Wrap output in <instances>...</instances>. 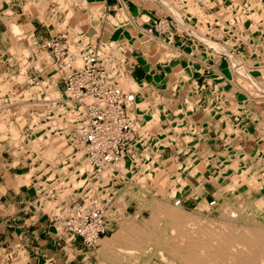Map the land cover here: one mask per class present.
<instances>
[{
  "label": "crops",
  "instance_id": "0c3cea01",
  "mask_svg": "<svg viewBox=\"0 0 264 264\" xmlns=\"http://www.w3.org/2000/svg\"><path fill=\"white\" fill-rule=\"evenodd\" d=\"M140 1L0 0V120L2 129L7 131L0 133V264H82L88 261L81 239L63 232V221L57 220L65 200L56 204L58 196L51 193L52 187L42 184L35 167L37 154L46 161L55 152L54 147L62 148L57 143L63 138L51 136L59 123L48 127L45 121L34 118L37 114L39 119L43 114L42 108L34 104L49 102L66 111L72 109L68 101L61 99L65 93L64 71L57 69L47 46L51 37H63L76 49L82 42L89 49H99V44L91 46L90 43L113 40L109 41L115 50L112 56L124 67L126 78L136 91L133 93L136 100L132 103L134 118L141 119L140 126L147 123L144 132L137 130L131 152L137 156L152 154L141 159L130 152L126 158L147 160L149 169L159 166L160 175L165 176L169 184L166 190H171V185L175 184L183 203L192 200L197 181L203 183L204 196H212L233 172L243 167L254 169V158L258 160V172L264 176V99L246 101L244 98H251L249 95L237 94L241 90L255 98L264 96V88L251 93L239 85V75L264 84V72L259 71L264 68V32L245 28L247 32L242 35L252 38L254 45H235L243 56L245 53L248 58L250 48L253 55H261V60L248 63V58L241 64L240 57L234 59L226 52L234 59L229 68L236 72L233 80L237 88H223L228 74L215 53L219 52L215 44L199 34L200 22L192 28L186 24L180 8L168 5L170 9L163 3L162 8L156 3L159 12L171 14L182 26L180 30L168 31L173 35L172 41L167 39L162 47L167 46L168 52L172 51L170 48L184 49L190 55L187 62L181 58L166 60L160 44L150 41L163 34L147 32L158 17L152 12L153 8L139 4ZM192 1L193 7H206V3L217 0ZM113 8L116 11L110 13ZM203 12L208 15L207 9ZM210 12L209 15L215 16L217 10ZM210 29L215 30V24ZM144 32L150 40H146ZM214 37L208 38L213 40ZM258 45L261 49L254 53L253 47ZM181 51L178 52L181 54ZM241 68L244 69L240 71ZM30 82L35 85L41 82L42 87L32 89ZM21 92L26 100L12 102L11 97ZM154 93L166 98L161 106L157 101L154 104ZM144 102L149 105L145 107ZM181 110L189 115L176 116ZM178 121H184L183 126L190 130L189 139L179 140L182 145L177 148L179 156L178 152H173L175 144L179 143H174L173 135L167 133L180 129ZM160 130L170 137L163 138ZM142 133L146 135L144 139H140ZM36 145L42 146L36 149L39 153L34 149ZM157 152L161 153L163 163L156 166L153 158L157 157ZM59 158L71 159L64 151ZM60 159L54 161L55 167L62 164ZM71 195L79 196L70 192L69 202Z\"/></svg>",
  "mask_w": 264,
  "mask_h": 264
},
{
  "label": "rangeland",
  "instance_id": "374dc122",
  "mask_svg": "<svg viewBox=\"0 0 264 264\" xmlns=\"http://www.w3.org/2000/svg\"><path fill=\"white\" fill-rule=\"evenodd\" d=\"M114 1L115 0H113V2ZM194 1H195L194 3H201L204 0H194ZM192 2H193L192 0H171V1L170 0H156V1H154V0H141L139 2V4L143 3L142 4L143 6H144V4L145 5L147 4V7L149 9L153 8L152 12L155 14V17L167 16L168 19L171 21L169 23V26L171 29L172 28H178L180 30L182 26H180V24H178V22L175 20V18L171 14L159 12V10H157L158 6L156 5V3L159 6H162V8H164L163 4L164 5H174V7L177 9L180 8V11L182 12L183 16H185V18H186V21H187L186 24H188L191 27H195L196 22H200L201 27L199 28V30H200L199 34L203 38L207 37L205 39L211 41V43H213V45L215 44L216 49H218V51H219V52H217V50H216L215 53L219 56V59L221 61H223V63H224L223 67L226 70L224 72L226 74H228L227 75L228 81L224 83L223 88H230V87H231V89L233 87L237 88V85L234 84L237 82L235 81V79L233 80V77L235 78L236 72L233 71L232 68L231 69L229 68L231 66V64H233L232 60L240 57L238 59L240 60V62L242 61L241 64L247 62L248 58H249L248 63L250 61L252 62V61L261 60V58L259 57L261 55H253L250 48L248 50V52H249L248 58H247L245 53L243 56L239 52L240 48L235 49V45L238 44L240 46V45H245V43L247 45H250V46L254 45L253 43H255V42L253 41L252 38H251L252 40H250V42H248L249 41V40H247L248 38H246V36L244 37L242 35V32L244 33V35L247 32L246 30L244 31L245 28H249L251 30L254 29L253 30L254 32H264V23H263V26L258 28L259 27L258 25L262 24V22H264V14H263V12H264V0H217V1H211L210 3L209 2L206 3L205 4L206 7L198 6V9L195 6L194 7L192 6ZM247 2L251 3V6L253 8V12L255 11L257 14L258 13L260 14L259 19L256 21L257 22L261 21V22L255 23L254 25L252 23H250L251 20H253V19L248 18V17H250V15L246 16L248 9L245 7L246 6L245 3H247ZM259 3H261V4H259ZM212 6H214V7H212ZM237 6H238V9H237ZM167 7H169V6H167ZM193 9H195V11ZM205 9H207V11H208V12H206V14H208L206 16L204 15V12H203ZM214 9L217 10L216 15L215 16L209 15L211 13L210 11H213ZM243 9H245V11ZM115 11H116V8H113L110 11V13L115 12ZM164 12H166V11L164 10ZM236 12H238V13H236ZM228 14H230L231 16ZM261 15H262V17H261ZM244 19H246V20H244ZM237 21H239V24L240 23L242 24L241 27H237V26H239L236 24ZM213 24H215V30L210 29V26H212ZM244 24H246V25H244ZM256 24H258L257 28H255ZM209 31H210V33H209ZM206 32H208L206 34V36H203ZM211 35L215 36L213 40L208 39V37H210ZM172 36H173L172 34H169L167 32L166 34H163L161 37H159L157 39L150 40L149 39L150 37L144 32V37L147 38L146 40L149 39L150 41L154 42V44L155 43L157 45L160 44L161 47L163 46L161 44L164 41H167V39H170V41H172ZM109 41H113V40H108V41L107 40H102V41L98 40L97 42L90 43L91 46L92 45L94 46L96 43L99 44L98 45L99 49H97V48L89 49L88 47H85L86 43H83V42L78 47V49H76L75 48L76 46H74V44L69 42L68 45L70 47V52L75 54V60L73 62L72 67H74L76 69V68H80L82 66V54L83 53L84 54H92L94 52H98L99 56H103V58L105 59V66L108 70L110 80L112 81V83L114 85L118 86L117 83L124 81V79L128 80V78H126V76H125V73L123 70L124 67L122 65H120V62L116 61L114 56H112L113 55L112 52L114 49L112 47V43H110ZM106 45H108L109 47ZM172 45H173V43H172ZM262 46L264 47V42H263ZM162 48H163L162 53H165L164 59H166V60L167 59H169V61H170V59L177 60L178 58L179 59L181 58L182 60H184V62H187L189 60L188 57L190 55H189V53L186 52L187 50L183 49L181 51L180 49H177V51H175L172 48H170V50H172V51H169L170 52L169 53L168 52L169 49L167 46L162 47ZM254 48H253L254 53L260 51V49H261V47L259 45L254 47ZM178 51H181V54ZM189 51H191V50H189ZM209 51L212 52V49H209ZM226 52L229 53L230 55H233L234 59L229 54H227ZM233 52H234V54H233ZM186 53H187V56H186ZM221 57H223V58L221 59ZM173 60H171V61H173ZM246 66L247 65H244V67H246ZM171 69H173V66L171 67ZM242 69H244V68H241L240 71H242ZM259 71L264 72V68H261ZM250 76L252 77V75H250ZM243 78H245V81L243 80ZM243 78H242V80L239 79V85H240V87H242L246 91L250 92V90H251V93H254V92L257 93L258 88L259 89L264 88V86H263L264 84L262 83L263 81L261 82L260 80H255V81L250 80V82H254L255 84H253V85H256V87H257V88L255 87L253 90L249 86V84H248V86H246L247 83H245V82H246L247 78L245 76ZM1 80H2V78H0V83H1ZM247 81H249V80H247ZM30 87L32 89L38 90L42 87V83L40 82L38 85H35L34 83L30 82ZM137 88L138 87H136V89ZM121 89H123V88H121ZM248 89H250V90H248ZM123 90L124 91L127 90L126 92H130L132 94L136 93V91L132 90L131 83H130L129 87H124ZM237 94H239V95L244 94L245 96H246V94L249 95L251 98H248L246 96V98H244V99H246V101H250V100L259 101V100L264 99V96L262 97V95L255 98V97H252L250 95V93H247V92H244L241 90H240V93H237ZM133 96H134V94H133ZM16 99L26 100V97L24 96V93H22V92L21 93H15L14 96L11 97V100H12V102H15V101H17ZM61 99H63V101L64 100L68 101V103H69L68 105H70L72 107V109L70 111H66L60 107H56L55 104H50L49 102H44V103L38 102V103L34 104V106L37 108H42L43 114L40 115L39 119H38L39 115H37V114L35 115L34 118L36 120H40L43 123L45 121L48 127H50L51 125L53 126V125H56L57 123H59L55 127V131L51 132V136L62 137L63 139L66 140V142L68 144H70L73 147V151H75V152L80 151V153H81V151H84L82 153V156L86 157L85 158L86 163H87L88 167H90L91 165L89 164L88 159H87V150L85 149L84 143H82L78 139L73 138L72 134H71L72 130L80 124L81 117H79V115H77L78 114V107H77V105H75L74 103L69 101L70 100V94L68 92L63 93L61 95ZM165 99H166L165 97H162V96L158 95L157 93H154V101H153L154 104L157 101V103L160 104V106H161V104L163 102H165ZM134 100H136L135 96H134ZM144 103H145V107L149 105L148 102L147 103L144 102ZM164 110H165L164 112L167 113V108H164ZM49 111H52V113H48ZM129 113L134 118L133 104L129 107ZM0 115H1V112H0ZM8 115L9 114H7L5 116H8ZM175 115L180 117V118H183V116H185V117L188 116L189 113L185 114L184 111L181 110V112H177V114H175ZM7 121H8V119H7ZM135 121H136L137 130L138 131L142 130V132H144L145 130H143V128H145L147 125L146 121L143 124L144 126H142V125L140 126L141 119H139V120L135 119ZM183 122L184 121H178L180 129L174 128V129L170 130L171 132H167L171 136L173 135L174 143L176 141H177V143H179V140H182L184 138L189 139L188 136H190V132H189L190 130L183 126ZM166 123H168V122H166ZM2 126L3 125H2V122L0 120V133L1 134L7 133L6 128L2 129ZM27 132H28V130H27ZM160 132H161V136L163 138L168 139V137H170V136H166L167 135L166 131L160 130ZM145 136L146 135H144V133H142L140 139H144ZM27 137H30V135H27ZM134 144H136V141H134L133 145ZM65 147L60 148V149H58V147H54L55 152L46 161L41 160L42 158L39 157L37 154L36 158L37 157L38 158H37V161L35 162L36 171L41 176L40 181L42 182V184L45 185L46 187H49V188L52 187L51 193L53 195L58 196V200L56 201V204L58 202H61V200H65V202H66V203L64 202L60 206L61 212L59 211L60 213L58 212L56 217L60 216L63 213V211H66L67 208L71 204H74L75 202H83L84 200L87 201L90 197L95 198L101 205L104 206L105 221H106V225L108 227V231L105 234V238L104 237L103 238L106 239V237L108 238L109 236H111L112 234H114L116 232V228L118 227V225H117L118 221L120 222L122 219H124L122 221L131 220L134 217V215H136L139 212V220H140L139 223L144 222L150 216L149 204H151L152 202H157V201L165 202L166 199L164 198V195H167L169 192L171 193V198H170V200H168L167 204L170 207L174 206L173 205L174 200L175 201L180 200V198H178L179 193H177V190L175 189V186H176L175 184L171 185V186H173L171 188V190H166V187L169 184H168V181L166 180L165 176L160 175L161 168L159 166L158 167H152L151 169H149L147 162H146L147 160H138L137 159V158L144 159V158H146L147 154L152 155L149 153H146V154L143 153V155L137 156L134 152L133 153L131 152V154H134L137 158L131 160L130 158L125 157L122 160V163H123L122 168H120L119 170H116L117 172L115 170L111 171V173H112L111 175L110 174L108 176L105 175L106 176L105 178H107V179L104 178V181H106L107 183H105V184L103 183L104 185H101V186H100L101 183H99V185H98V183L97 184L93 183L96 186V188H95V186L92 184V182L88 183L89 181H87L85 184V187L80 189V188H78V186H76V184L79 182V180L82 178V176L81 175H79V176L75 175L76 169L71 165V163H72L71 159H68V161L66 162L67 159H65V158L60 159L59 158L61 151H64L67 154V156L69 157L70 150H69V148H65ZM148 147H149V145H148ZM174 147L176 150H174L173 152L174 153L178 152L177 154L179 156V151L177 148L182 147V145L179 143L178 145L175 144ZM40 148H42V146H38V145L34 146L35 151H36V149L40 150ZM36 152H38V151H36ZM160 154L161 153L157 152L156 153L157 157L153 158V160H154L153 163H155L156 166L158 164L163 163L162 159H161L162 157ZM59 159L62 162V164L58 167H55L53 165V163L55 160L58 161ZM243 160H245V159H243ZM253 160H254L253 162L255 163L254 170L248 169V168L246 170L245 169L246 167H243L241 170H237L236 172H233L234 174H231L229 177H227L224 180V182L222 183L223 186H221L217 191H215L212 196L207 195V197H205L204 196L205 191H204V188L202 185L203 183H202V181L201 182L197 181L198 184H197V186H195L196 191H194L192 193L191 196H193V197L189 203L188 202L183 203L182 201H181V203L175 202V204H178L175 207L181 206L182 211H184V213L187 212L186 214L188 216V221L186 222L185 227L186 226L191 227L192 225L197 226V225H199V223H203V222L205 223V220H206V222L213 224L214 225L213 227L215 228V225H217V227H218L222 223H224V221L237 220L233 215H223L221 213V210H219V208H220L219 206L222 203L233 202L234 198L237 201L232 203V206H231L232 209L233 208L239 209V211L243 210L244 212L251 213V210L254 209L253 201H255L257 198L261 199L260 197H264V188L263 187H260V189H257L251 183L250 180L243 177V179L245 180L246 183H242L243 186L238 187L239 188L238 190H235V189L228 190V189H224V188L226 186H228L229 183L232 182V178L233 179L236 178V180L238 179V181L240 182L241 178H242L241 174H245L244 172H247V171L251 172L253 170L252 173H254V171H256L255 173H259L257 170V167H256L258 165V163H256V162H258V160H257V158H254ZM80 161H82V160H80ZM80 164H81V162L77 163V165H80ZM182 164H183V162H180V165H182ZM63 165H64V167H61ZM111 166L112 165H110V167ZM108 167H109L108 165H105L101 169V172L109 173L110 171L108 169L110 167L109 168ZM90 168H92V166ZM60 169H62V170L59 171ZM104 169H106V170L104 171ZM93 170L96 172L98 171L97 169H95V167H93ZM63 171L66 175H63L64 174ZM69 172L70 173L72 172V173L69 174ZM43 174L48 175V176H43ZM58 176L59 177L62 176L64 178V180L62 177L59 178ZM113 176H115L116 178ZM69 177H70V179H69ZM139 177H140V179H139ZM178 178H180V177H178ZM114 180H117L116 185L113 184ZM64 181L66 183L68 182L67 186H66V183ZM63 183H65V184H63ZM71 184H72V186H71ZM74 184H75V186H74ZM89 184H91L90 185L91 188L89 187ZM258 185L261 186L260 183ZM253 188L256 190H254ZM70 192H76V194H78L79 196H78V198H75V197L73 198L72 197L73 195H71L69 197L71 201L69 202V200L67 199V196ZM105 193H106V195H105ZM101 195H102V197H101ZM200 198H201V200H203V203L208 207V210H206L203 213V215L197 216L196 218H192L193 217L192 214L194 215V212L197 209H199L198 205L200 204L199 203ZM75 199L76 200L78 199V200L75 201ZM212 200L214 201V204H210ZM52 204H54V203L52 202ZM237 204H240V205L238 206ZM140 206H142L141 209H140ZM261 208L263 210L264 205H262ZM259 211L260 210L256 211L255 214H250V215L253 216L254 219L260 221L261 217L264 218V215L263 216L261 215L262 213L264 214V210H263V212H259ZM56 212L57 211H55V213ZM238 212H236L235 214H237ZM58 218H62V216L58 217ZM262 221H264V219ZM102 241H101V243H102ZM101 243H99L98 247L94 251H88L86 249L87 253H85V257L88 256L87 257L88 261L86 262V260H84L82 264H107L104 257H103V254L101 253V247H102ZM145 250H147V249L146 248H144L143 250L128 249L126 252L130 251L131 253L128 252L127 255H121V256L119 253H117V251H114V253L118 254V256H117V258L119 259L117 262L118 264H168V263H165L163 260H161L158 256L156 257L154 254L148 253ZM149 254H152L151 257H149Z\"/></svg>",
  "mask_w": 264,
  "mask_h": 264
},
{
  "label": "bare ground",
  "instance_id": "6f19581e",
  "mask_svg": "<svg viewBox=\"0 0 264 264\" xmlns=\"http://www.w3.org/2000/svg\"><path fill=\"white\" fill-rule=\"evenodd\" d=\"M245 5H246L245 7L248 9L246 16L250 15V17L248 18L253 19L251 20L250 23L254 25L255 23L261 22V21H258V22L256 21L259 19L260 14L259 13L257 14L255 11L253 12L251 3L247 2L245 3ZM196 8L198 9V6ZM237 9H238V6H237ZM193 10L195 11V9ZM243 10L245 11V9ZM178 15L177 17H179ZM263 23L264 22H262V24H259V25L256 24V27L255 26L254 27L257 28V25H258L259 26L258 28H260L261 26H263ZM236 24L239 25L237 27L242 26L241 23L239 24V21H237ZM192 31L190 30V32ZM247 40H249L248 42H250V40L252 39L248 38ZM94 53L98 55L97 52H94ZM107 76H108V81H109L108 83L113 84L112 81L110 80L108 70H107ZM242 78L243 77L239 75V79L242 80ZM243 80L245 81V78H243ZM249 82L250 81L246 80L245 82L247 83L246 86H248L249 84V86L254 90L255 88V86L253 85L254 82H250L251 84ZM117 84L118 86L115 85L116 88L124 89V87L130 86V81L124 80ZM123 89L121 90L124 91ZM68 93L71 94V92H68ZM127 93H130V92H127ZM69 101L72 102L71 100ZM133 102H134V96H133L132 103ZM132 103L129 104V107L132 105ZM129 107H128V110H129ZM57 144L61 145L62 148L65 146H66L65 148H69L70 150L69 157L72 159L71 165L76 169L75 175L82 176L80 180L78 179L79 182L76 184V186H78V188L80 189L85 187V184L87 181H89L88 183L92 182V184L98 183V185L99 183H101L100 186L104 185L105 183H107L106 181H104V178L106 177L105 175L107 176L109 174L111 175L112 174L111 171L119 170L123 166L122 160L124 158L119 159L115 162L103 164L102 168L105 165H108L109 167L110 165H112L110 168L108 167L109 168L108 170L110 171L109 173L101 172L102 168L100 170L97 169L98 171L96 172L93 170L94 166H92L91 164L90 165L92 166V168H90L91 166L88 167L86 160H85L86 157L82 156V153L84 151H81V153L80 151L79 152L73 151V147H71V145L68 144L65 139H62L60 143H57ZM85 149H86V146H85ZM78 162H81L82 165L81 164L77 165ZM61 167H64V165ZM247 168L245 169L247 170ZM62 169H60L59 171H61ZM105 170L106 169H104V171ZM252 171L251 172L247 171V172H244L245 174H241L242 178L240 182L238 181V179L236 180V178L235 179L232 178V182L229 183L228 186H226L224 189L238 190L239 189L238 187L243 186L242 183H246L243 177L250 180L251 183L255 186V188L260 189V187H263L264 185V176L259 173H255L256 171L252 173ZM71 173L69 172V174ZM63 175H66V174L64 173ZM116 182L117 180H114L113 184L116 185ZM67 183H66V186H67ZM259 183L261 184V186L258 185ZM90 185L91 184H89V187ZM164 198L166 199L165 202L157 201V202H152L151 204H149L150 216L144 222L139 223L140 220H139V212H138L136 215H134V217L131 220L122 221L124 220L122 219L120 222L118 221V224H117L118 227L116 228V232L112 234L111 236H109L108 238L106 237V239H104L105 236H101V238L98 240L97 243L99 245V243H101V241L103 240L101 243L102 244L101 253L103 254V257L107 264H118L117 263L119 260L117 258L118 254L114 253V251H117V253H119L121 256V255H127L128 252L131 253L130 251L126 252L128 249L143 250L144 248L147 249L145 251H147L148 253L154 254L156 257L158 256L161 260H163L165 263H168V264H264V221H262L264 218L261 217V220L259 221V220L254 219V217L250 215V214H255V212L258 210H260L259 212H263L264 209L262 210L261 206L264 205V197H260L261 199L257 198L255 201H253L254 209L251 210V213L244 212L243 210L239 211V209H234V208L232 209L231 207L232 203L237 201L235 198L233 199V202L222 203L219 206L220 207L219 210H221V213L223 215H233L237 220L224 221V223H222L218 227L217 225H215V228L213 227L214 226L213 224L206 222V220H205V223L204 222L199 223V225L197 226L192 225L191 227H187V226L185 227V224L188 221V216L186 214L187 212L184 213V211H182L181 206L175 207L176 205H178V204H175V202L181 203V200H176V201L174 200V204H173L174 206L170 207L167 203H168V200H170L171 198V194L168 193L167 195H164ZM199 203H200L198 205L199 209H197L194 212V215L192 214L193 216L192 218H196L197 216L203 215V213L206 210H208V207L203 203V200H201V198H200ZM210 204H214V201L212 200ZM237 205L239 206L240 204H237ZM141 207L142 206H140V209ZM236 212L238 213L235 214ZM261 215L263 216L264 214L262 213ZM104 219H105V211H104ZM63 229H64V225H63ZM152 254H149V257H151Z\"/></svg>",
  "mask_w": 264,
  "mask_h": 264
},
{
  "label": "built area",
  "instance_id": "2783aa9c",
  "mask_svg": "<svg viewBox=\"0 0 264 264\" xmlns=\"http://www.w3.org/2000/svg\"><path fill=\"white\" fill-rule=\"evenodd\" d=\"M170 22L167 16H160L147 32L167 33L171 30ZM47 46L57 69L64 71L65 92H71L70 100L78 107L81 119L72 137L86 146L89 164L100 170L105 163L127 157L137 138L136 121L128 110L132 94L108 83L103 56L83 53L82 66L75 69L72 67L75 54L70 52L65 38L51 37ZM58 217L57 220L63 221V231L80 238L88 251H94L98 240L108 231L104 206L92 197L71 204Z\"/></svg>",
  "mask_w": 264,
  "mask_h": 264
}]
</instances>
